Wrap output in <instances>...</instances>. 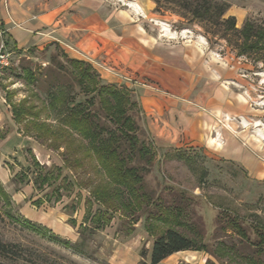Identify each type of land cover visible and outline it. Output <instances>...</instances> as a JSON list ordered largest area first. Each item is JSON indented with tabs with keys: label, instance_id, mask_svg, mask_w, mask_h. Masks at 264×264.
I'll return each mask as SVG.
<instances>
[{
	"label": "rangeland",
	"instance_id": "rangeland-1",
	"mask_svg": "<svg viewBox=\"0 0 264 264\" xmlns=\"http://www.w3.org/2000/svg\"><path fill=\"white\" fill-rule=\"evenodd\" d=\"M212 1L229 6L226 16L235 17L237 28L247 19L264 24V0ZM95 5L116 34L128 38L126 47L136 54L128 60L136 68L120 71L98 53L77 60L90 64L103 84L130 90L137 102L134 119L154 152L144 175L149 200L136 205L125 190L121 199L105 198L102 189L110 179L85 156L89 142L77 132H60L69 109L85 106L89 97L69 66L76 58L58 46L19 51L0 22V45L13 62L0 70V184L10 198L0 210L11 215L0 219V239L22 252L20 261L7 264L148 262L154 240L167 228L200 250L178 252L161 264H264V252L253 246L264 232V177L248 176L233 155L241 149L264 162V64L238 56L219 39L217 26L192 22L171 11L167 0ZM26 69L32 84L23 76ZM60 88L65 101L51 109L50 96ZM10 97L13 103L27 98L36 107L38 119L29 120L37 129L13 120ZM22 224L43 226L83 253Z\"/></svg>",
	"mask_w": 264,
	"mask_h": 264
},
{
	"label": "trees",
	"instance_id": "trees-1",
	"mask_svg": "<svg viewBox=\"0 0 264 264\" xmlns=\"http://www.w3.org/2000/svg\"><path fill=\"white\" fill-rule=\"evenodd\" d=\"M167 1L174 8H171V11L189 16L192 22L198 25L217 26L220 31L219 39L224 40L238 56L254 58L257 62L264 64V24L247 19L241 28H237L235 17L226 16L229 6L212 0ZM155 3L159 4L158 1ZM69 66L81 91L89 97L85 106L77 105L78 108L69 109L70 113L63 117L64 120L62 118L61 126L63 127L60 128V132H64L67 136L69 130L77 132L82 139L89 142V149L87 153L85 152V156L94 158L100 164L104 175L110 179V184H105L102 189L105 198H111V201L113 198L121 199L125 190L136 205L139 203L141 205L144 199L149 200L144 185V175L150 172L154 152L151 145L142 138V128L134 119L137 102L132 99L130 90L103 84L90 64L77 59H69ZM23 76L29 83H34L35 78L30 70H24ZM60 89L57 94L50 96L51 101L48 105L51 109H56L57 104L65 101V91ZM8 105L11 107L13 120L17 124H25V130L29 131L28 126L31 124L35 128L39 126L37 122L29 120H37L39 112L35 111L36 107L30 105L27 98L13 103L10 97ZM99 112L104 115L103 120ZM41 128H45L44 132H52L46 125H42ZM9 199L0 184V203H3L0 209L10 206ZM177 210L179 212L181 208ZM2 215L11 218L9 212L0 210V219ZM22 225L38 236L48 237L83 253L80 245L61 241L43 226ZM235 228L238 235L247 239L241 226L236 225ZM253 246L257 253L264 252V232L257 234V240ZM197 248L194 240L172 228H167L154 240L148 262L141 261L139 264H161L178 252L200 250ZM21 255L22 252L18 246L5 243L0 239V264H7V260L20 261ZM249 263L261 264L256 260Z\"/></svg>",
	"mask_w": 264,
	"mask_h": 264
},
{
	"label": "crops",
	"instance_id": "crops-1",
	"mask_svg": "<svg viewBox=\"0 0 264 264\" xmlns=\"http://www.w3.org/2000/svg\"><path fill=\"white\" fill-rule=\"evenodd\" d=\"M0 22L9 42L19 51L58 46L72 58L89 60L86 55L98 53L120 71L136 68L128 60L131 53L136 58L126 47L128 38L116 34L110 19L98 12L95 0H0ZM209 141L223 149L216 138ZM238 151L233 155L247 175L264 177V162Z\"/></svg>",
	"mask_w": 264,
	"mask_h": 264
},
{
	"label": "built area",
	"instance_id": "built-area-1",
	"mask_svg": "<svg viewBox=\"0 0 264 264\" xmlns=\"http://www.w3.org/2000/svg\"><path fill=\"white\" fill-rule=\"evenodd\" d=\"M13 65L11 53L0 45V70L9 69Z\"/></svg>",
	"mask_w": 264,
	"mask_h": 264
}]
</instances>
